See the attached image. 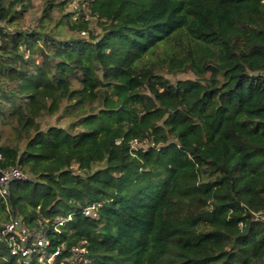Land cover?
<instances>
[{
	"label": "trees",
	"instance_id": "16d2710c",
	"mask_svg": "<svg viewBox=\"0 0 264 264\" xmlns=\"http://www.w3.org/2000/svg\"><path fill=\"white\" fill-rule=\"evenodd\" d=\"M30 2L0 0V171L29 178L0 231L74 214L52 245L96 264H264V0H42L18 28Z\"/></svg>",
	"mask_w": 264,
	"mask_h": 264
},
{
	"label": "built area",
	"instance_id": "2783aa9c",
	"mask_svg": "<svg viewBox=\"0 0 264 264\" xmlns=\"http://www.w3.org/2000/svg\"><path fill=\"white\" fill-rule=\"evenodd\" d=\"M86 3L89 4V2ZM74 10L80 12L81 8ZM75 19L77 18L74 17ZM0 26H2L1 23ZM82 35L86 36V33H82ZM154 146V142L147 139L131 142L133 152ZM28 179L20 169L15 167L0 171V196L7 201L10 184ZM101 206L100 203L88 206L84 209L83 215L96 219L99 217ZM7 210L10 219L0 231V244L2 245V248L0 247V264L10 262L13 264H96L85 242H80L71 247H68L65 242L58 246L52 245L49 231L53 229L55 233L60 234L62 229L73 221L74 214L54 219H43L40 227L31 228L17 213L9 208ZM255 219L264 223L262 213H256Z\"/></svg>",
	"mask_w": 264,
	"mask_h": 264
},
{
	"label": "rangeland",
	"instance_id": "374dc122",
	"mask_svg": "<svg viewBox=\"0 0 264 264\" xmlns=\"http://www.w3.org/2000/svg\"><path fill=\"white\" fill-rule=\"evenodd\" d=\"M41 3H42V0H31L28 8L26 9V11L23 12L22 18H20L18 21H16L15 25L18 28H21V29L33 28L36 25V23L38 21V18L42 14V6H41ZM80 4L81 3H78V1L71 2L68 5L67 12H71L75 8H80V6H82V9H84L86 11V12L85 11L84 12L87 15H89L90 14L89 9L87 8V10H86V7H88L87 3L84 2L81 5ZM74 17L75 18H78V15H75ZM91 21H92V24H91L92 29L96 33H99L100 32V29L97 26L96 20L95 19H91ZM11 29H13V28L11 27ZM191 78H193V75H191V74L179 75L177 77V79H181V80H183V79H191ZM46 121L49 124H51V125H54L55 124V118H53V119L47 118ZM4 137L6 138V134H4Z\"/></svg>",
	"mask_w": 264,
	"mask_h": 264
}]
</instances>
